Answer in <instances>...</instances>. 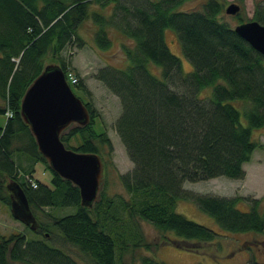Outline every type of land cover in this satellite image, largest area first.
Wrapping results in <instances>:
<instances>
[{
	"label": "trees",
	"instance_id": "16d2710c",
	"mask_svg": "<svg viewBox=\"0 0 264 264\" xmlns=\"http://www.w3.org/2000/svg\"><path fill=\"white\" fill-rule=\"evenodd\" d=\"M103 1L0 0V114L11 113L0 123V201L11 207L13 195L7 184L19 182L39 222L36 229L25 224L34 237L26 231L9 236L0 233V264H131L124 259L129 236L133 247H152L139 223L128 227L129 232L113 224L120 219L116 200L102 181L93 206L81 203L79 187L50 166L21 114L22 97L47 61L60 64L67 77L74 72L78 81L69 77L68 81L73 90L75 86L88 96L82 100L91 118L87 124H76L62 133L61 138L75 150L99 153L103 177L107 175L110 157L106 156L113 149L112 141L105 129L96 128L99 112L90 90L62 54L74 39L83 43L78 29L90 16L99 24L95 34L99 48L112 45L111 27L134 42L123 43L131 61L126 69L104 66L96 73L121 102L115 129L134 166L120 175L130 196L119 195V201L129 217L152 222L164 241L188 250L203 248L200 242H214L219 233L178 212L180 197L194 201L224 231H264L262 197L184 189L185 181L219 175L245 177V163L262 146L253 137V129L264 127V55L221 19L223 4L217 0H208L202 9H182V0H113L116 9L111 15L91 12L93 2L105 5ZM237 17L239 22L245 21L241 13ZM254 18L264 23V6H257ZM167 27L177 31L192 71H183L181 58L167 45ZM149 62L162 67V77L150 72ZM207 86H213L211 96L200 97ZM235 99L249 102L244 110L247 124L231 102ZM17 153L31 160L28 167H23L24 158L16 161ZM35 162L46 165L49 182L34 178ZM45 206H74L75 210L48 214L51 219L47 223L35 213ZM53 228L77 248L81 260L48 242ZM141 264H157V260L145 255ZM251 264L264 262L254 259Z\"/></svg>",
	"mask_w": 264,
	"mask_h": 264
},
{
	"label": "rangeland",
	"instance_id": "374dc122",
	"mask_svg": "<svg viewBox=\"0 0 264 264\" xmlns=\"http://www.w3.org/2000/svg\"><path fill=\"white\" fill-rule=\"evenodd\" d=\"M131 2L130 0H123ZM155 0H145V2ZM208 0H182L180 8L193 9L204 8V4ZM223 4V10L220 17L223 21L229 23L233 27L239 23L238 14H242L245 21L256 19L254 18L257 6H264V0H217ZM105 3L93 2L90 10L100 12L106 16L111 15L116 7L113 0L103 1ZM231 2L241 4V11L237 14H230L226 12V7ZM99 29L98 22L90 16L87 18L78 29V33L83 41L79 38L74 39L62 51L63 56L69 59L70 65L75 66L79 71L80 77L90 90L91 99L95 108L99 112L96 120V128L106 130L113 144V149L106 157H110L108 164V173L102 178V182L106 191L114 196L116 200V210L118 212L119 220L113 222L117 229L125 230L127 232L132 225L139 223L144 232L147 242L152 244L148 249L145 246L133 247L132 236L128 237V250L124 254V259L131 264H141L142 257L150 255L157 264H194L201 262L203 264H251L256 261L264 262V231H247V232H227L222 230L216 219L210 214L201 210L198 205L187 198L180 197L177 204V211L185 214L187 217L200 222L206 226L215 229L219 236L212 243L200 242L203 248L198 250H188L177 247L174 243L163 240L162 232L150 221L129 217L127 212L120 204L119 195L128 198L130 195L125 190L120 175L128 172L133 168V162L130 159L124 143L121 141L115 129V122L121 113L120 98L110 91L101 80L96 77L100 67L112 66L119 69H126L131 61L126 55L123 48V43L134 44L131 38L126 37L117 28L111 27L108 29L109 35L112 39V45L109 48L101 49L96 45L95 34ZM164 36L170 50L181 58L182 69L184 72H190L194 69L190 60L185 56L182 43L177 31L172 27L165 28ZM53 61H47V64ZM148 68L151 73L157 77H162V67L153 62L148 63ZM74 87L75 93L83 100L87 99V95L79 88ZM213 86H207L200 92V97L209 98L212 94ZM82 96V97H81ZM231 102L240 110L241 121L247 124L245 117V107L249 102L235 99ZM0 103L3 99L0 97ZM7 119L6 114H0V123L4 124ZM77 123H72L63 133L69 131L70 128ZM253 137L261 144L253 152L250 161L245 163L246 175L243 179L231 178L226 175H219L209 179L198 181H185L184 189L187 192H194L200 194L232 196V195H246L252 198L262 197L261 209L264 210V127L253 129ZM23 162V167H28L30 159L24 155L17 153L15 159L17 162L19 158ZM34 178L43 181L50 179V172L46 165L42 162H35L33 164ZM101 183V187H102ZM242 207H249L247 204L241 203ZM75 210L74 206L56 207L45 206L42 210H35L40 219L44 222H49L51 217L48 214L62 215ZM118 219V218H115ZM119 225V226H118ZM129 227V228H128ZM26 231L30 237H34L31 229L26 228L24 222L16 218L11 211V207L0 201V233L9 236L12 233ZM126 232V230H125ZM171 237L176 239L175 235L168 233ZM50 244L62 247L67 252L74 255L81 260V255L77 248L71 243L64 240L58 228H53L52 235L47 236ZM182 242H187L182 240ZM189 243V242H188ZM193 243V242H192ZM84 262V261H83ZM14 264H28L22 261H16Z\"/></svg>",
	"mask_w": 264,
	"mask_h": 264
},
{
	"label": "water",
	"instance_id": "95a60500",
	"mask_svg": "<svg viewBox=\"0 0 264 264\" xmlns=\"http://www.w3.org/2000/svg\"><path fill=\"white\" fill-rule=\"evenodd\" d=\"M240 11L237 2L226 7L230 14ZM234 30L264 55V23L251 19L239 22ZM21 114L50 166L79 187L83 205L93 206L99 197L104 163L99 153L75 150L61 138L72 123L87 124L91 113L72 89L60 64H47L28 86L21 100ZM7 187L13 195L12 214L36 229L39 223L24 188L15 180L9 181Z\"/></svg>",
	"mask_w": 264,
	"mask_h": 264
},
{
	"label": "built area",
	"instance_id": "2783aa9c",
	"mask_svg": "<svg viewBox=\"0 0 264 264\" xmlns=\"http://www.w3.org/2000/svg\"><path fill=\"white\" fill-rule=\"evenodd\" d=\"M68 76H69V79H70L72 82H77V81H78V77H77L73 72H70V73L68 74ZM7 114H8V115H11L10 112H7ZM33 184H35V183H33ZM35 185H36V184H35Z\"/></svg>",
	"mask_w": 264,
	"mask_h": 264
},
{
	"label": "flooded vegetation",
	"instance_id": "af4514ba",
	"mask_svg": "<svg viewBox=\"0 0 264 264\" xmlns=\"http://www.w3.org/2000/svg\"><path fill=\"white\" fill-rule=\"evenodd\" d=\"M240 4V3H239ZM241 5V4H240Z\"/></svg>",
	"mask_w": 264,
	"mask_h": 264
}]
</instances>
